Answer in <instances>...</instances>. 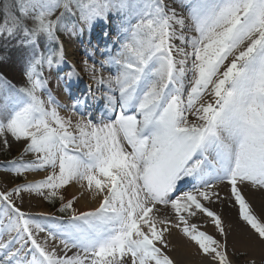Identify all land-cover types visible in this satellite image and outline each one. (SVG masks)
I'll use <instances>...</instances> for the list:
<instances>
[{
	"label": "snow or ice",
	"instance_id": "snow-or-ice-1",
	"mask_svg": "<svg viewBox=\"0 0 264 264\" xmlns=\"http://www.w3.org/2000/svg\"><path fill=\"white\" fill-rule=\"evenodd\" d=\"M184 6L187 15L164 0H10L0 8V40L22 51L24 77L17 86L0 73V147L24 145L0 165L23 181L0 191V264H180L170 254L173 232L203 264H233L229 228L213 207L225 202L264 245V216L244 192L264 190V0ZM114 18L115 41L105 30ZM98 26L107 59L96 63L116 73L94 76L106 89L99 117L81 111L85 98L69 108L49 87L66 63L61 35ZM69 76L79 78L74 66ZM39 172L46 175L28 178ZM72 185L79 192L66 199ZM23 194L59 202L65 215L27 212L17 203ZM85 196L98 206L74 207ZM201 218L217 235L202 230Z\"/></svg>",
	"mask_w": 264,
	"mask_h": 264
},
{
	"label": "bare ground",
	"instance_id": "bare-ground-1",
	"mask_svg": "<svg viewBox=\"0 0 264 264\" xmlns=\"http://www.w3.org/2000/svg\"><path fill=\"white\" fill-rule=\"evenodd\" d=\"M166 1H168V2H166ZM164 2L167 5H169L170 7L177 8V10L179 12L183 13L184 15H187V8L184 5H186L189 2V0H164ZM112 21H114L115 28H114V30L112 29V31H110L111 32V39H113L114 36L119 37L118 31L116 30L117 29L116 24H117V22H118V25L120 24V20L118 18H114ZM97 28H100V27H97ZM97 28L91 32L85 28L84 31L81 33L84 36V40L86 42V45L89 43L90 39L87 37H86L87 39H85V35H87L89 33L94 35L96 40H99L98 36L100 34V31ZM106 29H107V27L105 28V30ZM106 31H108V30H106ZM112 34H113V36H112ZM88 45L90 47V51H89L90 56L89 57L92 58L91 50H93V53L97 52V53L102 55L101 56L102 60L107 59V56L102 54L103 48H100L101 51H97V47H103V44H101V43L100 44H98V43L93 44V41H92ZM10 46H11V44L9 43V46L7 48V52L9 54H7V52H6V55L8 57H10V59L12 61L10 64V69L15 70L16 73L18 71L22 72L21 69H23V68H22V66H20L22 51L18 50L17 48H11ZM110 47H112V46L110 45ZM95 49H96V51H95ZM78 52H83V51H81V49H79V46H77L76 41L73 40V43L71 44L70 49L68 48V50L65 52L67 55V62L65 64H62L61 66L66 68V70H67V67L70 69L69 65L72 66L74 63L77 64L78 59L75 58V56H76V53H78ZM102 60H100V61H102ZM89 64H91V62L88 63V65ZM99 67H100V65H99ZM99 67L98 66L96 67L97 71L99 70L97 75H103L106 78L110 75L116 74L115 73V66H113V65H108L103 70H101ZM106 70L112 72V74H110L109 72L106 73ZM86 73L93 74V73H90L88 71L84 72L85 75H86ZM78 74H79V78L81 77V75H83L81 73V71L78 72ZM20 76L21 75H15L14 79H16V80L18 79V81H19ZM91 85L94 86V89H97V90L102 89L104 92L106 91V89L103 86H100L96 83L95 79H94V82L91 83ZM91 85H89L90 88H91ZM67 94H69V92H66L65 94L61 93V95L59 96L60 97L59 101L62 104H66V103L69 104V101H71L73 99V97L76 96L75 94H72V96L69 97ZM91 96H92V94L89 93L88 98ZM95 98L96 99L99 98V95L97 94V92H95V95L92 96V98H91L93 102H94V100H96ZM96 103H99V102H96ZM99 106H101V103L99 104ZM61 114L64 115L65 117H71L73 120L77 119L78 116L80 115V113H78L79 115H75L72 111H64V110H61ZM19 144L20 143L13 142L11 145L16 147ZM29 177H30V180L41 179L44 177V175H35L34 174V175H29ZM218 190L220 191L221 195H226L228 192V185L226 183L221 184V185H219ZM0 191H4V190H0ZM78 192H79V189L76 185H72L71 187H69L68 188V199H70L73 195H77ZM244 192H245L246 198L249 199V201L251 202L255 212L258 215L264 216V190L254 189L250 185H248V186H245ZM23 197L29 198L27 196H23ZM98 204H99L98 199L92 200L89 196H85V197H81L77 200V209H79L81 211L90 210L91 208L98 206ZM213 207L215 208V210H217L218 212L221 213L222 217L225 220L226 225L229 228L228 248H229L230 255L233 254V252H235V251H245L249 254V256L252 259H255V261H257L258 263L263 262L264 261V245H262L255 238V236L253 235L251 230L239 219L236 209L229 207L226 202L223 204L217 203ZM30 212L32 214H34V213L35 214L46 213V212H43L41 210L30 211ZM161 214L167 215V211L163 210ZM196 222L206 225L202 230L208 231L210 234L217 235L214 226L210 222H207V218H201V219L197 220ZM217 238L219 239L220 237L217 236ZM170 240H171L172 245H173V250L170 254L173 255L174 257H176L179 260L180 264H203L205 258L203 256L199 255L198 249L196 248V246L194 244H192L191 242L187 241L180 233L173 232L172 236L170 237Z\"/></svg>",
	"mask_w": 264,
	"mask_h": 264
},
{
	"label": "rangeland",
	"instance_id": "rangeland-1",
	"mask_svg": "<svg viewBox=\"0 0 264 264\" xmlns=\"http://www.w3.org/2000/svg\"><path fill=\"white\" fill-rule=\"evenodd\" d=\"M6 2H10V0H2V2L0 3V8H2ZM166 2H168V1H166ZM116 26H118V22H117ZM106 27H107L106 30H108V31H112V29L114 30V28H115L114 21H110ZM97 29H99V31H100V28H97ZM112 36H113V34H112ZM86 37L90 39V40L88 39L89 40L88 44H90L92 41H93V44L94 43L100 44V40H96L94 35L89 33V34L85 35V39H87ZM118 39H119L118 36H114V38L112 40H118ZM61 40L63 41L65 52L68 50V48L70 49L71 44L73 43V40L76 41L77 46H79V49H81V51H83V52L76 53L75 58H77L78 60H77V64L74 63V65H73L75 68V71L76 72L81 71V73L83 74L82 75L83 82H91L92 80H94V76H96L98 74L99 70L97 71V69H96V72H93L91 66L93 64H95V67H97V66L99 67V65H98V63H96V61L102 60L101 59L102 55L97 53V52L93 53V50H91V53L97 57H95L96 59L89 57L90 55H88V54L90 51V47L88 44L86 45V42L84 40V36L81 33H79V34L74 33L71 35L68 33H63L61 35ZM8 46H9V43L5 42L4 40H0V57H5V59L3 61H0V73H2L4 76H6L9 80L12 79L11 80L12 83L16 84L17 86H20L24 83L23 69H21L22 72L18 71L17 73L15 70L10 69V64L12 61H11L10 57H8L6 55ZM10 47L15 48V47H13L12 44ZM99 48H103V47H99ZM95 51H96V49H95ZM7 54H9V53L7 52ZM65 58H66V62H67L66 53H65ZM90 62H91V64L88 65V63H90ZM20 66H22V68H23L22 61L20 63ZM73 66L71 69L72 71H73ZM62 68L63 67L60 66L59 69H56L52 72L51 77H50V83H49V87L51 88L53 95H55L57 97V99H58V96L61 95L62 85L65 82L64 74L62 73ZM67 70H70V69H67ZM87 71L90 73H93V74L86 73V75H85L84 72H87ZM15 75H21L19 78V81H18V79L17 80L14 79ZM70 78H72V76ZM65 105H69V108H71V102H69V104L66 103ZM23 147H24L23 143H20L16 147L11 145V147L8 149H4V148L0 147V165L4 164L6 161L11 160L18 155H20ZM30 158H31L30 156L25 157V159H30ZM34 174L35 175H46V173H44V172L29 173L28 178L30 179L29 175H34ZM22 182H23L22 178H17L13 174L6 172L3 167H0V190L5 191L7 189H10L14 185H16L18 183H22ZM64 194H65L66 199H68V188L65 190ZM23 196H27L29 198L23 197L22 203L20 202V200H17V203H18V206L22 207V209L27 211V212L41 210V211L46 212L47 214L53 215V216L65 215V214H61V213L57 212V208L59 207V202H57L56 204H51L48 201H46L40 197L34 196V195L23 194ZM74 207L77 208V202L75 203ZM230 258L232 259L233 264H248V261L252 259L249 256V254L245 251H235L234 254L230 255ZM256 264H264V261L261 263H258L256 261Z\"/></svg>",
	"mask_w": 264,
	"mask_h": 264
},
{
	"label": "water",
	"instance_id": "water-1",
	"mask_svg": "<svg viewBox=\"0 0 264 264\" xmlns=\"http://www.w3.org/2000/svg\"><path fill=\"white\" fill-rule=\"evenodd\" d=\"M1 1V0H0Z\"/></svg>",
	"mask_w": 264,
	"mask_h": 264
}]
</instances>
